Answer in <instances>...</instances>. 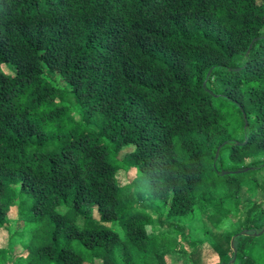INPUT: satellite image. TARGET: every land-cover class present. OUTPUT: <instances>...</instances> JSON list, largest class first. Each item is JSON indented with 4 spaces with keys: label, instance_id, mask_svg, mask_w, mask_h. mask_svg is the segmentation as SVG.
<instances>
[{
    "label": "trees",
    "instance_id": "obj_1",
    "mask_svg": "<svg viewBox=\"0 0 264 264\" xmlns=\"http://www.w3.org/2000/svg\"><path fill=\"white\" fill-rule=\"evenodd\" d=\"M263 237L264 0H0V264H264Z\"/></svg>",
    "mask_w": 264,
    "mask_h": 264
},
{
    "label": "rangeland",
    "instance_id": "obj_2",
    "mask_svg": "<svg viewBox=\"0 0 264 264\" xmlns=\"http://www.w3.org/2000/svg\"><path fill=\"white\" fill-rule=\"evenodd\" d=\"M239 59H237L238 61ZM5 70L11 74L13 72L12 68L7 67L5 68ZM74 112V111H73ZM74 117L76 119L79 118L78 114L73 113ZM133 150V147L130 146L128 148H126L124 151L125 152H130ZM132 187V189L130 190V192L135 193L136 192V188ZM242 201H243V191H242ZM140 205V204H139ZM231 207L232 204H227ZM148 206L150 207L152 214V221H153V226L156 229H159L158 231H163V228H160L158 226V224H160L159 221V217L157 214V211L160 210V207L156 204V203H148ZM233 207H231L230 209H232ZM10 216L12 217L11 219L14 220L16 218L14 211L11 212ZM236 221V216L235 214H230V219L229 222L221 225L222 228L224 229H230V223H234ZM175 223H177L179 226H186L188 227V229L190 230V234H189V239L190 240H199V239H203L205 236V232H206V228H209V226L205 225V223L203 222V220L199 219L198 217L196 219H194L191 222H185V221H174ZM171 223H173L171 221ZM14 231L13 227L12 229H10V233ZM13 233V232H12ZM264 239V237H263ZM2 243L4 245H8V243H10V246L13 247V249L18 250V246H19V239L14 238L11 240L10 235L6 236V238L2 239ZM169 263L170 264H191V261L188 257L187 254H173V255H169L168 257ZM94 264H101L100 262H95Z\"/></svg>",
    "mask_w": 264,
    "mask_h": 264
}]
</instances>
